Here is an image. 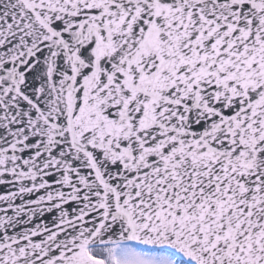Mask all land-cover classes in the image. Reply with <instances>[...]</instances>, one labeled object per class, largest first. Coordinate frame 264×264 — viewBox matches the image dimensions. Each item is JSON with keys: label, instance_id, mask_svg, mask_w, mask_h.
<instances>
[{"label": "snow or ice", "instance_id": "1", "mask_svg": "<svg viewBox=\"0 0 264 264\" xmlns=\"http://www.w3.org/2000/svg\"><path fill=\"white\" fill-rule=\"evenodd\" d=\"M0 264H264V0H0Z\"/></svg>", "mask_w": 264, "mask_h": 264}]
</instances>
